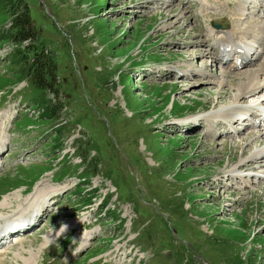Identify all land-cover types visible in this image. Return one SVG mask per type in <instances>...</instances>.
<instances>
[{"label":"rangeland","instance_id":"rangeland-1","mask_svg":"<svg viewBox=\"0 0 264 264\" xmlns=\"http://www.w3.org/2000/svg\"><path fill=\"white\" fill-rule=\"evenodd\" d=\"M239 1L0 0V215L50 195L0 264H264V129L213 136L200 121L264 102V88L233 102L241 73L264 75V42L243 68L212 62L214 37L264 15L262 0L237 19ZM25 8L57 94L15 57Z\"/></svg>","mask_w":264,"mask_h":264},{"label":"bare ground","instance_id":"bare-ground-1","mask_svg":"<svg viewBox=\"0 0 264 264\" xmlns=\"http://www.w3.org/2000/svg\"><path fill=\"white\" fill-rule=\"evenodd\" d=\"M237 4V2H236ZM223 5H228V3L226 2H223ZM245 6H246V1H239V4H238V9L236 10H230L229 12L230 13H235V16L237 19H242V14H244V11H245ZM261 10H264V8H260L259 11ZM260 13V12H259ZM261 13H264V12H261ZM258 17H260V19L256 22V24L254 25L255 27L251 29V26H249L250 28H248L247 30H240V28L238 29L236 26V28L234 29H231V30H228L226 31L225 34H222L221 36H218V37H214V40H215V43H218L219 44H223L224 45V48L226 51L228 52H232L234 53L235 55H237V60L240 61L238 63V66H237V60L235 61H232L230 62L226 67L229 68V69H237V68H241L243 66H245L246 64L249 63V61L247 60H244V56L246 55V49H248L250 47V43H246L244 38H250V40L254 41L255 43H257L258 45H261V43L264 42V15H259ZM246 16H244L243 19H245ZM235 19V18H234ZM251 20L253 21L252 17H251ZM250 22V21H249ZM248 22V24H249ZM248 26V25H247ZM246 26V27H247ZM244 28V27H243ZM235 30H238V31H235ZM253 30V31H252ZM258 30V31H257ZM233 31V32H232ZM245 31V32H244ZM245 35H249L250 33H252L250 36H245L242 38V34ZM255 32V34L253 35V33ZM208 34V33H207ZM236 34L238 36H240L241 38H239L238 42L235 41L233 39V35ZM210 35H212L211 33H209V37L207 40L210 41ZM214 35V34H213ZM263 47V46H262ZM243 48V49H241ZM214 50V49H212ZM262 51V50H261ZM211 53V51H210ZM240 53V55H239ZM243 62V64L241 66H239L241 63ZM263 69V70H262ZM228 70V69H227ZM246 70H249V69H246ZM257 70V69H256ZM259 70L261 71H264V67L262 68H259ZM242 71V70H241ZM260 73V72H259ZM204 75V74H203ZM212 76V75H211ZM210 76V77H211ZM240 76H243L241 80L239 81H236V82H233L234 85H236L238 87V94L236 96H234V99H233V102H236L238 101L237 99H239L240 97H243V96H246L248 93L249 94H253V93H258L261 89L264 88V75L263 74H260L258 76V72L257 71H245L243 73H241ZM240 78V77H239ZM261 78V79H260ZM226 83L225 80L223 81H220L219 84H224ZM227 83H229L227 81ZM237 104V103H236ZM252 105V104H251ZM251 105L249 106H246V107H242L240 110L241 112H245V113H248V115H252L254 114V110L258 109V108H254L252 107ZM236 106V105H235ZM233 108H229V111H235V110H232ZM237 109V108H236ZM256 112V111H255ZM232 113V112H231ZM214 114V113H213ZM256 114V113H255ZM220 114H217V117L219 116ZM211 114L209 115H206V116H203L202 119L206 120L207 124L209 125V129L210 131H214L216 130L215 127L221 125V123H223L222 119H213V118H216V116H213L211 119H207L206 117H210ZM230 116V115H228ZM198 119H192V121H196ZM216 120L221 122V123H218L219 125H217L216 123ZM191 121V122H192ZM178 123V122H177ZM194 124V123H193ZM198 124V123H197ZM264 133V132H263ZM4 139H0V142H2ZM263 151L262 150H257L255 152H253L251 155L253 156H258L259 154H261ZM252 156V157H253ZM240 168V167H239ZM236 170L238 171V168H236ZM235 170V171H236ZM38 185V184H37ZM54 192V191H53ZM4 195V194H3ZM50 196V195H49ZM49 196L46 197V199L44 200L43 198H45V196L41 199V201L37 202V204L35 206H30L31 208L28 209L27 207H23V208H18V210H12L13 213L11 214V216H7L5 219L2 218L0 216V223L2 222H5L6 224H10L9 221H11L15 227L16 226H19L20 224H15V222L13 220H16V221H24L30 217H32L36 212L35 211H38V212H41L42 210L44 211L45 207L44 205L48 202V199H49ZM3 197V196H2ZM19 201V200H18ZM17 202V201H16ZM54 202V201H52ZM21 203V202H20ZM21 205V204H19ZM12 206V205H11ZM18 206V205H16ZM3 207V206H2ZM19 207V206H18ZM16 208V207H15ZM17 209V208H16ZM72 223V222H71ZM26 227L28 225L24 224ZM7 227V229H11L9 225H5ZM72 226V225H71ZM77 226V225H76ZM60 231V230H59ZM20 232V231H19ZM28 231H26L24 234H26ZM17 233V232H16ZM24 234H22V236H24ZM21 234H19L18 238H17V242H21L22 241V237H20ZM55 235V234H54ZM52 238H55L54 236L50 235L49 236V240H46L44 242H48L50 240H52ZM82 241H83V238H81ZM32 245V244H31ZM8 249V248H7ZM7 249H0V256L4 255L6 252H7ZM28 251H25L24 253H27ZM52 253V252H51ZM22 256V255H21ZM26 258V257H25ZM3 260L0 258V262H2ZM29 261V260H28ZM24 262V261H23ZM24 264V263H23Z\"/></svg>","mask_w":264,"mask_h":264},{"label":"trees","instance_id":"trees-1","mask_svg":"<svg viewBox=\"0 0 264 264\" xmlns=\"http://www.w3.org/2000/svg\"><path fill=\"white\" fill-rule=\"evenodd\" d=\"M12 24L9 29L10 37L13 41L21 43L28 41L15 57L22 63L31 84L37 90L50 91L57 94V64L51 54L45 53L42 39L38 37L39 29L35 26L27 8L14 14ZM39 40L41 44L37 49L34 41ZM52 110V109H51ZM47 113V112H46ZM49 115V113H48Z\"/></svg>","mask_w":264,"mask_h":264}]
</instances>
